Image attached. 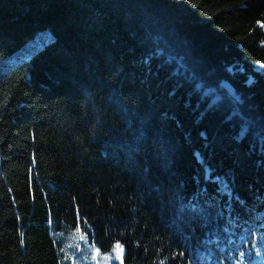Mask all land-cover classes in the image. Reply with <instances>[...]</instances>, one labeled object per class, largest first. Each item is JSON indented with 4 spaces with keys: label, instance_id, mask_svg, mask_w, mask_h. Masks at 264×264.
Instances as JSON below:
<instances>
[{
    "label": "trees",
    "instance_id": "16d2710c",
    "mask_svg": "<svg viewBox=\"0 0 264 264\" xmlns=\"http://www.w3.org/2000/svg\"><path fill=\"white\" fill-rule=\"evenodd\" d=\"M261 25L264 0H0V264H59L77 225L124 264H264Z\"/></svg>",
    "mask_w": 264,
    "mask_h": 264
},
{
    "label": "rangeland",
    "instance_id": "374dc122",
    "mask_svg": "<svg viewBox=\"0 0 264 264\" xmlns=\"http://www.w3.org/2000/svg\"><path fill=\"white\" fill-rule=\"evenodd\" d=\"M15 59L16 56L11 55L6 60L0 62V73L5 71ZM222 85L229 93H233V89L227 83L223 82ZM77 227L81 229V232H77ZM82 233L87 236L86 240H81ZM52 235L59 244V264H120L115 258L111 261H105L104 256L111 254L112 248L102 251L95 247L90 241L87 231L79 225L73 228L54 230L52 231ZM96 249L100 250V254L96 260H93L92 257L96 253Z\"/></svg>",
    "mask_w": 264,
    "mask_h": 264
},
{
    "label": "snow or ice",
    "instance_id": "6c2138e0",
    "mask_svg": "<svg viewBox=\"0 0 264 264\" xmlns=\"http://www.w3.org/2000/svg\"><path fill=\"white\" fill-rule=\"evenodd\" d=\"M261 26L264 27V25H261ZM154 55H155L154 53L147 54V58L144 59L142 61V63L147 64L153 58ZM261 67H264V64H262ZM110 100H111L112 104L115 106V108L119 112L124 114V117L127 118L128 127L131 128L132 127V118L136 115V112H135L136 105L134 103L129 104L127 101H125L123 96L121 94H119V92L115 89L112 90V93L110 95ZM237 115H240V113H237ZM242 119H244V118L242 117ZM252 127H253V122L249 119H244V122L240 127L239 134L235 137V139L242 140L245 137V135L248 134L249 130ZM142 139H143V135L137 137V143L139 144ZM261 141H262V143H264V135H261ZM148 171L149 170L147 168L144 169V172L146 175L148 174ZM207 174L208 173H206V175ZM216 181L223 183L221 181L220 177H216ZM224 187L225 188L227 187L226 183H224ZM192 211L196 212V211H202V210L197 209L195 206H192ZM76 230H77V232H81V229L79 227H77ZM80 238H81V240H86L87 236L82 233ZM99 254H100V250L96 249V253L93 255L92 259L96 260L97 256ZM257 254H259V252ZM239 255L241 258H243L245 253L241 251L239 253ZM113 258L118 260L120 262V264H124V247L119 241H117L114 244V246L112 247V253L106 254L104 256L105 261H111ZM193 264H194V262H193Z\"/></svg>",
    "mask_w": 264,
    "mask_h": 264
}]
</instances>
